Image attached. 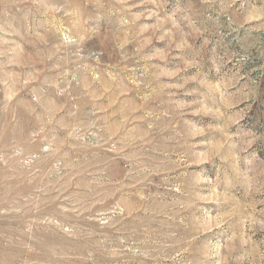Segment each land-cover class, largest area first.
<instances>
[{"label":"rangeland","instance_id":"1","mask_svg":"<svg viewBox=\"0 0 264 264\" xmlns=\"http://www.w3.org/2000/svg\"><path fill=\"white\" fill-rule=\"evenodd\" d=\"M0 264H264V0H0Z\"/></svg>","mask_w":264,"mask_h":264}]
</instances>
